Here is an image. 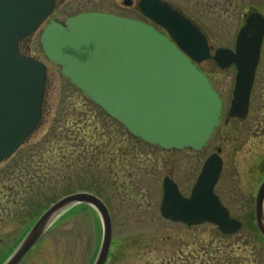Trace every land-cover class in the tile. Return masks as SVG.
<instances>
[{"label": "rangeland", "instance_id": "374dc122", "mask_svg": "<svg viewBox=\"0 0 264 264\" xmlns=\"http://www.w3.org/2000/svg\"><path fill=\"white\" fill-rule=\"evenodd\" d=\"M168 1L200 25L213 49L234 46L248 12L264 14V0ZM81 3L115 14H136L123 0H67L68 7L56 16L74 13ZM23 48L24 55L45 64L46 91L39 125L0 164V238L9 236L19 218L21 225L63 195L90 190L106 203L111 217L112 245L105 264H264V240L256 230L252 204L255 182L264 173V40L250 113L243 124L225 129L221 125L214 141L226 160L215 191L242 223L232 234L209 223L173 222L159 213L164 175L171 173L187 195L212 151L210 145L199 152L166 150L131 136L61 75L45 57L37 32L26 38ZM198 66L227 105L232 69H220L211 61ZM251 156L260 159L259 166L252 162L255 158L248 160ZM243 167L253 175L250 186ZM63 214L19 264H91L100 242L97 214L88 206Z\"/></svg>", "mask_w": 264, "mask_h": 264}, {"label": "water", "instance_id": "95a60500", "mask_svg": "<svg viewBox=\"0 0 264 264\" xmlns=\"http://www.w3.org/2000/svg\"><path fill=\"white\" fill-rule=\"evenodd\" d=\"M129 4L131 0H124ZM151 25L104 12H83L63 23L50 20L39 42L46 58L132 135L164 149L200 150L220 122L221 100L195 65L212 58L220 68H236L229 114L244 115L264 34V16L249 12L233 49L218 47L210 54L206 37L188 18L160 0H139ZM54 0H0V161L37 126L45 93L46 66L22 55L18 42L37 29L51 13ZM217 153L207 157L189 196L164 177L159 212L186 225L208 222L232 234L241 222L213 192L220 174ZM86 204L94 209L101 238L91 264H105L112 225L106 204L87 191L66 194L45 209L2 264H17L50 225L68 208ZM254 223L264 239V179L254 203Z\"/></svg>", "mask_w": 264, "mask_h": 264}, {"label": "flooded vegetation", "instance_id": "af4514ba", "mask_svg": "<svg viewBox=\"0 0 264 264\" xmlns=\"http://www.w3.org/2000/svg\"><path fill=\"white\" fill-rule=\"evenodd\" d=\"M162 1L163 3H166L167 5H169L170 7H172L173 9H175L176 11H179L180 13H182L183 15L187 16L195 25H197L199 28H200V25H198V23L192 18L190 17L185 11H183L182 9H180L178 6H176L175 4H173L172 2L168 1V0H160ZM139 0H131V2L129 4H125L126 6L128 7H133V9L136 11V14L132 13L130 14V16H125V15H121V16H125V17H129V18H133V19H137V20H140V21H143L149 25H151L152 27H154L155 29L159 30L160 32L164 33L167 35V32L165 31V29L163 28V26L161 24H159L156 20L152 19L151 17L147 16L144 14V12L141 11L140 9V6L138 4ZM67 3V0H54V6H53V9H52V12L50 13V15L43 20V22L39 25L38 29L35 31L38 33V36L41 32V30L43 29V27L50 21V20H54V21H58V22H63L67 17H70V16H73L77 13H80V12H90V11H95V12H108V13H112V11H107V10H101V9H95V8H92V7H88L86 6L85 3H81L80 4V7L78 10H76L74 13L72 14H68V13H64V16L63 17H60V16H56V14L58 13V11H60L63 7H68V6H65V4ZM120 15V14H118ZM34 32V33H35ZM33 33V34H34ZM27 38V37H26ZM26 38L22 39L20 42H19V50L20 52L23 54H26V51L23 52V49H26V48H23V44L26 43ZM263 40H264V36H263ZM26 47V46H25ZM260 59H261V53L259 55V59H258V63H257V66H256V69H255V73H254V79H253V84H252V87H251V90H250V93H249V99H248V107H247V110H246V113L244 115H238V114H229V108H230V105H231V100H232V96H233V86L231 87V91H230V97L228 99V103L227 105H224V98L222 96V94H220L218 92V90L216 89V87L212 84V82L210 81L209 77L207 76V78L209 79L210 83L212 84L213 88L218 92L219 96H220V99H221V118H220V123L219 125L217 126V128L214 130V132L212 133L211 135V138L209 139V141L203 146V148L200 150H204L207 146H211V150L209 154H207L204 158V160L202 161L201 163V166L203 165L205 159L212 153H217L220 157V160H221V169H220V174L214 184V187H213V191L214 193L218 196L219 194L216 193L215 191V188H216V185H217V182L219 181V179L221 178L223 172H224V168H225V159L224 157L222 158L220 153H221V147L220 146H217L216 144H214V141H215V138L216 136L218 135V129H220L221 125H223L224 129L229 127L230 125L236 123L237 125L239 123H242L245 121V119L247 118V115L250 113V109H251V98H252V91H253V87H254V83H255V80H256V74L258 72V66H259V63H260ZM206 61H211L213 62L215 65L216 63L211 60V59H208ZM204 62V61H203ZM202 64L199 63L198 65ZM199 67V66H198ZM224 69H232L233 71V83H234V80H235V74H236V68H235V65L233 63H230L229 65H227ZM203 71V70H202ZM204 72V71H203ZM43 114V108H41V116ZM240 129V128H239ZM241 130V129H240ZM33 132L29 135L30 137L32 136ZM226 134L228 135L229 133L226 132ZM224 134V135H226ZM222 135L224 138L223 140H227V137ZM28 136V138H29ZM27 138V139H28ZM26 139V140H27ZM158 147V146H156ZM160 148V147H159ZM162 149V148H160ZM17 150V149H16ZM167 150H185V149H174V148H171V149H167ZM191 150V149H189ZM193 151V150H191ZM193 152H199V151H193ZM11 156V155H10ZM9 156V157H10ZM13 156V154H12ZM255 158V156H251L248 160H253ZM5 160V159H4ZM0 161V164L4 161ZM230 161V160H229ZM259 161L260 159L259 158H255L254 161H252L253 163H257V165L259 166ZM201 166L199 168V171L197 173V175L195 176V179H194V182L192 183V185L190 186L189 188V191L187 193V195L185 193H182V189L180 188V185L177 183L176 180L173 179L172 177V174L171 173H167L164 175V177H169L173 182H175V184L177 185V188L179 190V192L183 195V196H188L191 192V189L197 179V176L200 172V169H201ZM244 168V167H243ZM247 168H248V171H247ZM247 168H244L245 170V173L247 174L248 176V179L246 180L247 182V186H250L251 183L253 182V175L250 172V169L249 167ZM163 177V179H164ZM264 178V173L261 175L258 176V179L257 181L255 182V186L257 185L256 187V190L255 192L253 193V198H252V204H254V199H255V194L257 192V189L262 181V179ZM163 179H162V182H163ZM162 182H161V186H162ZM250 183V184H249ZM254 186V187H255ZM221 200V198H219ZM2 210H4V208H2ZM42 210L44 209H41V211L37 214V213H31V214H28L27 216L31 215V218H24L25 221L24 223H22L20 225V218L18 221H16V225L15 227L16 228H12L11 231H9V236L6 237V238H0V250L2 248H5L4 250H2L0 252V264L6 259V257L8 256V254L14 249V247L19 243V241L21 240V238L28 232V230L30 229V227L33 225V223L35 222V220L38 218V216L40 215V213L42 212ZM27 221V222H26ZM45 235V234H44ZM43 235V236H44ZM42 236V237H43ZM42 237L40 238V240L42 239ZM40 240L38 241V243L40 242ZM36 243L28 252H32V250H34V247L38 244ZM28 252L23 256L26 257ZM22 258V259H23ZM21 259V260H22ZM20 260V261H21ZM20 263V262H19ZM18 263V264H19Z\"/></svg>", "mask_w": 264, "mask_h": 264}, {"label": "trees", "instance_id": "16d2710c", "mask_svg": "<svg viewBox=\"0 0 264 264\" xmlns=\"http://www.w3.org/2000/svg\"><path fill=\"white\" fill-rule=\"evenodd\" d=\"M86 205H83V204H78V205H76V206H74L73 208H76V207H80V208H83V207H85ZM72 208V209H73ZM70 211V210H69ZM260 240H261V237H260Z\"/></svg>", "mask_w": 264, "mask_h": 264}]
</instances>
